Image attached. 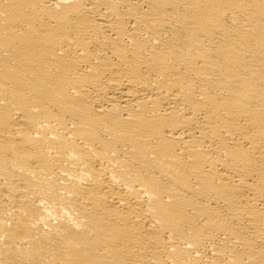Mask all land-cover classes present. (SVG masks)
Wrapping results in <instances>:
<instances>
[{
	"label": "bare ground",
	"instance_id": "1",
	"mask_svg": "<svg viewBox=\"0 0 264 264\" xmlns=\"http://www.w3.org/2000/svg\"><path fill=\"white\" fill-rule=\"evenodd\" d=\"M0 264H264V0H0Z\"/></svg>",
	"mask_w": 264,
	"mask_h": 264
}]
</instances>
